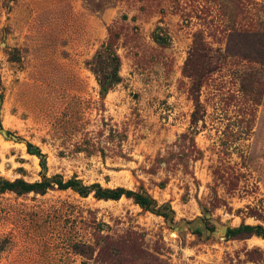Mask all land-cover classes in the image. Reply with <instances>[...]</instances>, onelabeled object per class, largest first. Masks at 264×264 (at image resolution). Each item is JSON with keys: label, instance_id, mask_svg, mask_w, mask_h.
<instances>
[{"label": "rangeland", "instance_id": "1", "mask_svg": "<svg viewBox=\"0 0 264 264\" xmlns=\"http://www.w3.org/2000/svg\"><path fill=\"white\" fill-rule=\"evenodd\" d=\"M238 30L264 34V0H0V123L20 139L0 132V177L41 180L30 143L47 177L142 187L168 213L124 196L6 191L0 264H264V238L225 237L264 228V66L225 51ZM110 33L120 82L106 90L90 62ZM197 36L195 109L183 69Z\"/></svg>", "mask_w": 264, "mask_h": 264}, {"label": "trees", "instance_id": "2", "mask_svg": "<svg viewBox=\"0 0 264 264\" xmlns=\"http://www.w3.org/2000/svg\"><path fill=\"white\" fill-rule=\"evenodd\" d=\"M159 37H156V40ZM115 35L109 34L107 41L101 46V48L96 52L92 61L90 62V70L96 75L101 89H111L114 85L120 82V77L118 76L119 69V58L114 50ZM202 46L200 38L195 37L193 40L192 53L190 54L187 61L184 63L183 72L187 77L191 78L192 86L189 89V95L193 101L194 108L197 109L200 106L198 94L196 92V79L195 75L191 69V58L196 54ZM225 51L232 56H238L243 59H248L256 62L257 64L264 66V34L249 32V31H231L229 32L226 39ZM10 58L13 61H18L16 51L12 50L9 52ZM1 88V82H0ZM1 100V95H0ZM2 127L0 123V132H2ZM6 138L12 140H20L18 137L12 135L10 132L4 131ZM109 138L116 137V131L110 129ZM183 139H188L191 146H194V139L188 135H183ZM125 139L124 135H120V140ZM26 151L29 155L36 156L39 160L41 180L39 182L29 183L23 179H15L14 181L6 180L0 177V193L6 191L14 192L16 194H24L33 192L36 194H44L48 190H67L70 189L77 193L80 197H87L92 194V196L97 200H118L122 196L130 198L136 203L140 208L146 211H150L157 215L162 216L167 219L168 213L164 210L165 205L159 206L156 201L149 196L143 188H139L138 191L126 190L122 187H117L114 189L103 188L98 183H92L90 185H84L75 176L69 179H63L61 175L55 174L51 177L45 175L46 171V157L40 151V149L30 143H26ZM87 151V147L84 149ZM199 151H196V155ZM197 157L195 156V159ZM162 186V183H160ZM251 236H257L264 238V228L261 225H240L237 228H228L225 233V237L229 239H246ZM111 239L105 236V240ZM114 243H119V241L112 242L105 248L100 247L97 251V258L100 261L109 262L112 256L106 255L107 251L113 253L114 255L117 251V245ZM115 245V246H114ZM111 246V247H110ZM72 250L77 254L86 257L88 255V250L90 249L85 243L74 242L71 245ZM104 258V259H103ZM107 258V259H105Z\"/></svg>", "mask_w": 264, "mask_h": 264}, {"label": "water", "instance_id": "3", "mask_svg": "<svg viewBox=\"0 0 264 264\" xmlns=\"http://www.w3.org/2000/svg\"><path fill=\"white\" fill-rule=\"evenodd\" d=\"M2 133H3L4 136H6L5 132L2 131Z\"/></svg>", "mask_w": 264, "mask_h": 264}]
</instances>
